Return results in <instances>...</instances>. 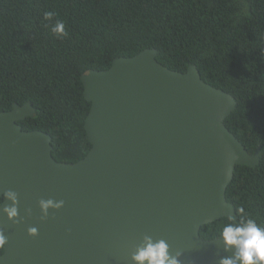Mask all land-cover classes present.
I'll use <instances>...</instances> for the list:
<instances>
[{
    "label": "water",
    "instance_id": "95a60500",
    "mask_svg": "<svg viewBox=\"0 0 264 264\" xmlns=\"http://www.w3.org/2000/svg\"><path fill=\"white\" fill-rule=\"evenodd\" d=\"M156 54L146 48L80 76L91 146L75 162L53 158L48 133L22 129L18 121L35 111L29 101L0 111V194L16 192L19 213L9 220L1 199L0 264H134L145 236L182 251L181 264L232 255L199 229L234 214L225 196L234 167L255 166L260 148L249 153L226 127L230 93L195 65L178 72ZM41 199L64 204L44 217Z\"/></svg>",
    "mask_w": 264,
    "mask_h": 264
},
{
    "label": "trees",
    "instance_id": "16d2710c",
    "mask_svg": "<svg viewBox=\"0 0 264 264\" xmlns=\"http://www.w3.org/2000/svg\"><path fill=\"white\" fill-rule=\"evenodd\" d=\"M57 20L66 36L52 32ZM146 48L230 93L226 127L249 153L260 148L255 166L234 167L225 192L234 214L203 224L200 237H220L240 208L264 226V0H0V111L29 101L22 129L48 133L53 158L75 162L91 146L80 76Z\"/></svg>",
    "mask_w": 264,
    "mask_h": 264
},
{
    "label": "clouds",
    "instance_id": "9594fccd",
    "mask_svg": "<svg viewBox=\"0 0 264 264\" xmlns=\"http://www.w3.org/2000/svg\"><path fill=\"white\" fill-rule=\"evenodd\" d=\"M54 13L48 11L44 13L45 20H51ZM52 32L57 36H66L65 24L57 20L52 27ZM227 174V173H226ZM3 200L10 201L4 203L2 208L9 220L16 221L18 217V196L11 190H6L2 194ZM64 201H54L52 199L39 201L40 209L44 217H47L49 209H60ZM239 219L229 217L231 222L226 223L221 231L220 238L224 244V250L231 252V256L221 257L219 264H264V226H260L254 219L244 213L240 208ZM28 233L31 236L38 234L36 227H30ZM8 239L3 231H0V249L7 245ZM182 251L178 250L175 254L169 251L168 243L161 239L153 241L150 236H145L141 246L137 247L131 259L134 264H181L180 257Z\"/></svg>",
    "mask_w": 264,
    "mask_h": 264
}]
</instances>
